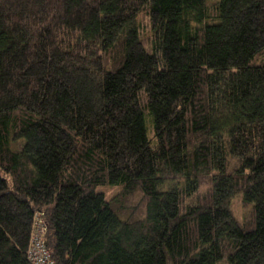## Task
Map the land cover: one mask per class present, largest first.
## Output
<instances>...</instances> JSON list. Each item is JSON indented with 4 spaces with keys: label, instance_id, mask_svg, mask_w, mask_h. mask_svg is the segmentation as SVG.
Instances as JSON below:
<instances>
[{
    "label": "trees",
    "instance_id": "16d2710c",
    "mask_svg": "<svg viewBox=\"0 0 264 264\" xmlns=\"http://www.w3.org/2000/svg\"><path fill=\"white\" fill-rule=\"evenodd\" d=\"M36 214L54 264H264V0H0V264Z\"/></svg>",
    "mask_w": 264,
    "mask_h": 264
},
{
    "label": "built area",
    "instance_id": "2783aa9c",
    "mask_svg": "<svg viewBox=\"0 0 264 264\" xmlns=\"http://www.w3.org/2000/svg\"><path fill=\"white\" fill-rule=\"evenodd\" d=\"M46 230L47 225L44 218L40 214H36L26 249V257L30 264H54L46 244Z\"/></svg>",
    "mask_w": 264,
    "mask_h": 264
},
{
    "label": "rangeland",
    "instance_id": "374dc122",
    "mask_svg": "<svg viewBox=\"0 0 264 264\" xmlns=\"http://www.w3.org/2000/svg\"><path fill=\"white\" fill-rule=\"evenodd\" d=\"M204 186L200 188V192L204 191ZM107 198L112 197L113 195H115L118 191L119 188L115 187V186H103L99 188ZM140 200L139 197L136 196L135 198L131 199L129 201V206H131L130 208H132L131 210H135V213L139 212V210H141V204H140ZM127 205V204H126ZM230 208H231V212L233 213V215L241 220H248L249 216H250V206L248 204H245L244 202H242L241 200V196L240 194H236L233 196V198L231 199V203H230ZM219 264H227L224 260L221 261Z\"/></svg>",
    "mask_w": 264,
    "mask_h": 264
}]
</instances>
